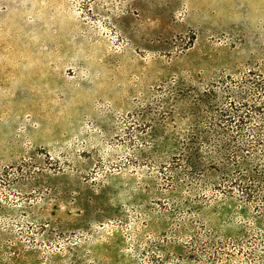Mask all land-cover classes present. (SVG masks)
<instances>
[{
  "label": "rangeland",
  "instance_id": "1",
  "mask_svg": "<svg viewBox=\"0 0 264 264\" xmlns=\"http://www.w3.org/2000/svg\"><path fill=\"white\" fill-rule=\"evenodd\" d=\"M0 264H264V0H0Z\"/></svg>",
  "mask_w": 264,
  "mask_h": 264
}]
</instances>
